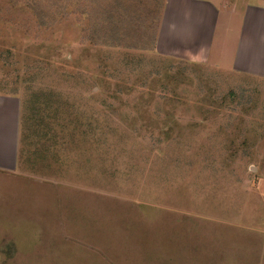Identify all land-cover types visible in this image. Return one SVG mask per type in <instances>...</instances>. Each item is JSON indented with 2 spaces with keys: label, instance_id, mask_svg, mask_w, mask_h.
Returning <instances> with one entry per match:
<instances>
[{
  "label": "rangeland",
  "instance_id": "rangeland-1",
  "mask_svg": "<svg viewBox=\"0 0 264 264\" xmlns=\"http://www.w3.org/2000/svg\"><path fill=\"white\" fill-rule=\"evenodd\" d=\"M165 3L0 0V264H264V50L234 69L220 20L210 64L173 59Z\"/></svg>",
  "mask_w": 264,
  "mask_h": 264
},
{
  "label": "crops",
  "instance_id": "crops-1",
  "mask_svg": "<svg viewBox=\"0 0 264 264\" xmlns=\"http://www.w3.org/2000/svg\"><path fill=\"white\" fill-rule=\"evenodd\" d=\"M161 20L158 47L164 41V26L169 24L168 40L171 47L170 57L173 59L210 64L214 50L212 38L220 20H223L221 24L225 25L226 36H229L235 27L240 28L239 45L237 51L234 50L237 59L234 69L239 61L264 50V0H166ZM228 40L225 37L222 41L219 47L220 55L229 51ZM21 117L20 98L0 94L2 172H11L17 167Z\"/></svg>",
  "mask_w": 264,
  "mask_h": 264
},
{
  "label": "trees",
  "instance_id": "trees-1",
  "mask_svg": "<svg viewBox=\"0 0 264 264\" xmlns=\"http://www.w3.org/2000/svg\"><path fill=\"white\" fill-rule=\"evenodd\" d=\"M153 2H156V3H158L159 2V0H153ZM156 6V5H155ZM157 7V9H158V7H159V5H157L156 6ZM155 8V7H154ZM108 14V13H107ZM155 14H156V12H155ZM161 14V13H160ZM157 15V14H156ZM151 28L148 30V31H146V35L148 36V37H152L151 36ZM149 39H151V38H149ZM151 40H153V39H151ZM154 41V40H153ZM142 45H143V47L142 48H140V49H136V50H140V51H142V52H146V53H148L149 52V50H150V48H151V45H149L148 43H147V40H145L144 42H142ZM117 46H119V45H117ZM137 48V47H136ZM152 48H154L153 46H152ZM134 49H135V47H131V51L133 52L134 51ZM148 51V52H147ZM132 56H135L134 54H132ZM13 94H15L16 93V91L14 90L13 92H12ZM11 93V94H12Z\"/></svg>",
  "mask_w": 264,
  "mask_h": 264
}]
</instances>
